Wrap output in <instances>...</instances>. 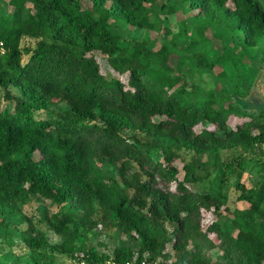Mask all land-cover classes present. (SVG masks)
I'll return each mask as SVG.
<instances>
[{
    "label": "trees",
    "instance_id": "obj_1",
    "mask_svg": "<svg viewBox=\"0 0 264 264\" xmlns=\"http://www.w3.org/2000/svg\"><path fill=\"white\" fill-rule=\"evenodd\" d=\"M156 1L3 3L0 246H13L8 232L13 225L25 253L0 252V264H55V254L85 264H264V206L253 184L248 187L236 174L234 203H245L242 209L192 188L209 153L241 151L237 165L242 152L264 154V101L251 99L253 88L264 83V73L259 67L249 76L248 90L214 88L199 98L201 89L184 72L197 48L192 57L198 67L219 68L216 77L221 79L236 71L252 49L264 45L262 0H165L159 7L164 36L154 49L156 41L148 33L158 30L150 19ZM178 12L192 13L190 24L178 20ZM118 22L146 31L139 43L128 44V55L112 32ZM211 29L218 41L225 31L240 35L239 48L206 56ZM180 38L187 41L184 49L177 45ZM22 39L34 41V47H21ZM94 53L105 57L118 75L126 74L127 81L106 78ZM173 54L175 66L169 62ZM60 103L68 107L67 118H36ZM231 117L243 121L231 127ZM161 140L170 141L174 150H161ZM105 161L117 168L120 181L103 172ZM33 199L57 209L50 214L44 209L35 224L23 214ZM222 208L231 217L225 229L218 220ZM16 219L26 221L23 230ZM99 224L112 228L117 238L109 253L82 242ZM48 230L60 242L49 243ZM213 249L219 250L215 261L208 256Z\"/></svg>",
    "mask_w": 264,
    "mask_h": 264
},
{
    "label": "rangeland",
    "instance_id": "obj_2",
    "mask_svg": "<svg viewBox=\"0 0 264 264\" xmlns=\"http://www.w3.org/2000/svg\"><path fill=\"white\" fill-rule=\"evenodd\" d=\"M7 0L0 1V14L4 15V2ZM165 0H157L156 8L152 11L150 15V19L154 22L158 30L157 32H147L150 38L154 39L156 43L154 44V49H158L160 46V38L164 36V26L162 24V19L164 18V12L160 13L159 7L163 4ZM264 8V0L261 1ZM84 8H90L91 4L88 1H83ZM192 13H183L178 12L177 18L178 20H186L188 24H190V20L188 19ZM174 24V22L172 21ZM175 28V27H174ZM178 31L177 29L173 32ZM112 32L120 38L119 46L122 49H126L125 54L128 55L131 52V48L128 47L130 43H139L143 37L146 35L145 30H135L130 26H126L121 22L115 23L112 25ZM215 30L211 29L208 31L207 36L211 40L212 45H208L206 47V56L214 57L215 54L219 53L221 50H228V48L234 46L239 48V45L242 41V37L232 36L227 31L224 32V36L221 41H218L214 38ZM170 38L169 36L166 37ZM177 42V45L184 49L187 46V41L185 38H180ZM35 42L28 39H22L21 47H29L33 48ZM200 51L199 48L192 50L190 53V61L186 65H184V72L189 73L190 80L195 83L199 89H201L196 96L199 98H204L206 92L209 89L221 88L228 93H231L233 87L238 86L243 90H248L251 88V78L249 77L251 74L256 73L259 67L260 72L264 73V45H259L256 49L251 50L250 57L245 58L241 62V66L234 71L233 73L228 72V76L224 79L216 77V75L220 72L219 68H215L213 70H204L196 64V61L192 57L193 53ZM257 51H259V55H257ZM254 54L256 57H254ZM96 60L100 65V72L108 79L115 78L121 80L122 82L127 81V75H118L114 72L106 62L105 57L99 55L98 53H94ZM258 56V58H257ZM255 58V59H254ZM177 61V55H171L169 57V62L175 66ZM262 66H261V65ZM260 65V66H259ZM259 73V72H258ZM260 73V74H261ZM264 80V79H263ZM263 82L261 80V85L258 88H253L251 91V99H257L260 101H264V87ZM257 90V91H256ZM0 92V107H4L5 103L1 99ZM68 107L64 103H60L58 105L52 106L48 109L47 112H39L36 114V118L41 119H65L68 117ZM243 120L237 118H229L228 124L231 127H236ZM196 131L201 129V126H197ZM161 150H164L166 153L172 152L174 149L171 146V142L167 140H161L158 144ZM150 146H145L147 150L153 152L149 149ZM264 151V147L262 148ZM243 156L240 161V165H237V160L235 157L238 154H241V151H230V152H219V153H209L202 158V161L199 165L200 169L197 171L200 176V181L194 182L192 188L198 193L210 192L216 196H218L227 206L234 208L236 193L234 190V183L236 180V174L240 172L242 174V181L248 186L251 187L253 184V189L255 192V196L258 199V202L264 206V154L260 153L259 150H252L247 152H242ZM179 154L188 161L190 157L187 155L185 151H180ZM176 165L180 169L182 166V162L177 160ZM230 165V167H227ZM102 170L107 175L114 178L116 181L121 180V174L118 172L117 168L108 163L104 162L102 165ZM179 180L183 178V172L181 171L178 175ZM174 187V184L172 185ZM247 205L245 203H238L236 207L239 209L245 208ZM46 209L49 214L54 213L56 211V207L51 205L48 201H37L33 199L23 208V214L27 216L30 220H32L35 224L40 219H43V212ZM221 217L218 219L220 226L225 229L231 225V217L230 214H225L224 209H221ZM213 220H216L215 216L212 217ZM16 223L18 229L23 230L26 226L25 220L16 219L13 220ZM43 227V226H42ZM8 232L12 234V239L10 244L13 242V246L8 247L7 242L3 246H0V252L7 251L11 249L16 254H23L25 251L18 245V238L14 231L13 225H9ZM45 235L48 239L49 243H57L60 242V237L55 235L52 231H45ZM84 246H96L100 252L109 253L112 248L117 244V238L114 235L112 228H103L101 224H99L96 228H94L88 235V240H82ZM77 244L80 245V241L77 240ZM170 253V259H173V254L171 250L168 251ZM219 253L218 249H213L208 253V256L215 261L217 254ZM55 264H74V261L64 255L55 254ZM159 264H162L161 260Z\"/></svg>",
    "mask_w": 264,
    "mask_h": 264
},
{
    "label": "built area",
    "instance_id": "obj_3",
    "mask_svg": "<svg viewBox=\"0 0 264 264\" xmlns=\"http://www.w3.org/2000/svg\"><path fill=\"white\" fill-rule=\"evenodd\" d=\"M74 264H85L84 262H75L74 261ZM105 264H113V263H111V262H106ZM125 264H147L146 263V261H141V262H139V263H137V262H132V263H125Z\"/></svg>",
    "mask_w": 264,
    "mask_h": 264
}]
</instances>
